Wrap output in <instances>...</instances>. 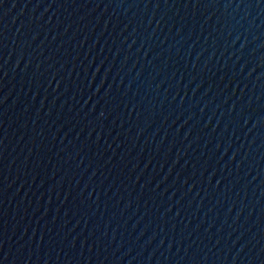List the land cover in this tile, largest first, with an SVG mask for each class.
I'll return each mask as SVG.
<instances>
[{"label":"water","instance_id":"obj_1","mask_svg":"<svg viewBox=\"0 0 264 264\" xmlns=\"http://www.w3.org/2000/svg\"><path fill=\"white\" fill-rule=\"evenodd\" d=\"M0 264H264V0H0Z\"/></svg>","mask_w":264,"mask_h":264}]
</instances>
